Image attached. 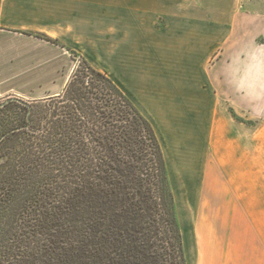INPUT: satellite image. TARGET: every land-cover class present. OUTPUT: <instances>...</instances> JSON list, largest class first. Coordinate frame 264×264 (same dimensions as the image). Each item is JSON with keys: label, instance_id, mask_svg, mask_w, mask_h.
<instances>
[{"label": "trees", "instance_id": "obj_1", "mask_svg": "<svg viewBox=\"0 0 264 264\" xmlns=\"http://www.w3.org/2000/svg\"><path fill=\"white\" fill-rule=\"evenodd\" d=\"M7 107L0 264H187L161 142L111 77L83 60L59 95Z\"/></svg>", "mask_w": 264, "mask_h": 264}, {"label": "crops", "instance_id": "obj_2", "mask_svg": "<svg viewBox=\"0 0 264 264\" xmlns=\"http://www.w3.org/2000/svg\"><path fill=\"white\" fill-rule=\"evenodd\" d=\"M249 4L252 0H0V97L40 101L59 95L70 79L71 52H77L101 60L100 71L125 92L146 88L167 96L168 105L181 97L203 114L222 104L237 115L262 116L264 4L258 14L247 10ZM223 192L219 200L238 211L255 234L253 260L264 264V190ZM193 198L181 200L188 217ZM202 243L201 262L215 264V238L209 234Z\"/></svg>", "mask_w": 264, "mask_h": 264}, {"label": "rangeland", "instance_id": "obj_3", "mask_svg": "<svg viewBox=\"0 0 264 264\" xmlns=\"http://www.w3.org/2000/svg\"><path fill=\"white\" fill-rule=\"evenodd\" d=\"M252 3L247 10L262 13L260 3L264 0ZM71 56L74 62L70 79L83 60L101 69L99 59L90 60L77 52H71ZM212 62L205 66L208 74ZM126 93L150 120L161 142L187 264H203L199 253L209 234L218 246L215 264H236L240 260L260 264L252 256L253 230L238 211L219 199L226 188L264 190V115H237L222 104L203 114L181 97L176 104L168 105L167 96L151 94L146 88L137 92L126 89ZM40 101L0 97V107L8 105L4 117L9 119L21 117L23 107ZM183 196L194 197L190 217L181 203Z\"/></svg>", "mask_w": 264, "mask_h": 264}]
</instances>
